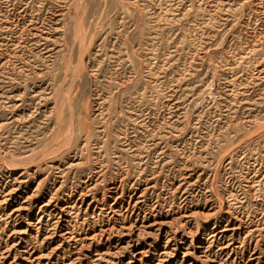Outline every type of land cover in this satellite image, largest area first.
Wrapping results in <instances>:
<instances>
[{"label":"rangeland","instance_id":"obj_1","mask_svg":"<svg viewBox=\"0 0 264 264\" xmlns=\"http://www.w3.org/2000/svg\"><path fill=\"white\" fill-rule=\"evenodd\" d=\"M0 264H264V0H0Z\"/></svg>","mask_w":264,"mask_h":264}]
</instances>
